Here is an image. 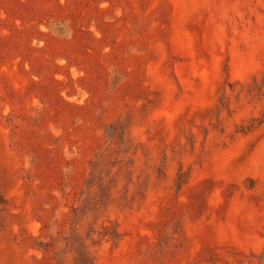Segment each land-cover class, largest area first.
Masks as SVG:
<instances>
[{
  "label": "rangeland",
  "instance_id": "1",
  "mask_svg": "<svg viewBox=\"0 0 264 264\" xmlns=\"http://www.w3.org/2000/svg\"><path fill=\"white\" fill-rule=\"evenodd\" d=\"M264 264V0H0V264Z\"/></svg>",
  "mask_w": 264,
  "mask_h": 264
},
{
  "label": "trees",
  "instance_id": "2",
  "mask_svg": "<svg viewBox=\"0 0 264 264\" xmlns=\"http://www.w3.org/2000/svg\"><path fill=\"white\" fill-rule=\"evenodd\" d=\"M77 261V264H94L92 257L85 250L79 253V258L77 259Z\"/></svg>",
  "mask_w": 264,
  "mask_h": 264
}]
</instances>
